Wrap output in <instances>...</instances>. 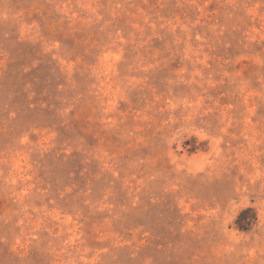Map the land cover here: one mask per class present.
Segmentation results:
<instances>
[{
	"label": "rangeland",
	"instance_id": "1",
	"mask_svg": "<svg viewBox=\"0 0 264 264\" xmlns=\"http://www.w3.org/2000/svg\"><path fill=\"white\" fill-rule=\"evenodd\" d=\"M0 264H264V0H0Z\"/></svg>",
	"mask_w": 264,
	"mask_h": 264
}]
</instances>
